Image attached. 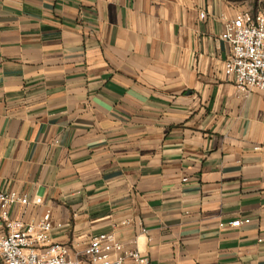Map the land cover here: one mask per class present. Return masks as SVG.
Listing matches in <instances>:
<instances>
[{
    "label": "crops",
    "instance_id": "crops-1",
    "mask_svg": "<svg viewBox=\"0 0 264 264\" xmlns=\"http://www.w3.org/2000/svg\"><path fill=\"white\" fill-rule=\"evenodd\" d=\"M245 11L264 0H0V191L44 202L13 215L51 209L79 254L264 264V92L224 74Z\"/></svg>",
    "mask_w": 264,
    "mask_h": 264
},
{
    "label": "built area",
    "instance_id": "built-area-1",
    "mask_svg": "<svg viewBox=\"0 0 264 264\" xmlns=\"http://www.w3.org/2000/svg\"><path fill=\"white\" fill-rule=\"evenodd\" d=\"M205 18V14H201ZM222 40L230 45L231 53L225 62L224 74L244 92H264V11H245L228 21ZM44 205L40 196L34 198L17 192L0 191V259L2 264H150L138 250L126 251L113 234H102L90 240L82 253L73 247L54 243L53 213L47 209L39 219L15 217L16 207ZM249 219L228 224L240 228ZM57 227H62L61 223ZM225 227V225H221ZM145 232V230H143Z\"/></svg>",
    "mask_w": 264,
    "mask_h": 264
},
{
    "label": "rangeland",
    "instance_id": "rangeland-1",
    "mask_svg": "<svg viewBox=\"0 0 264 264\" xmlns=\"http://www.w3.org/2000/svg\"><path fill=\"white\" fill-rule=\"evenodd\" d=\"M258 0H252V4L255 6Z\"/></svg>",
    "mask_w": 264,
    "mask_h": 264
}]
</instances>
